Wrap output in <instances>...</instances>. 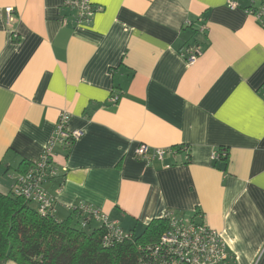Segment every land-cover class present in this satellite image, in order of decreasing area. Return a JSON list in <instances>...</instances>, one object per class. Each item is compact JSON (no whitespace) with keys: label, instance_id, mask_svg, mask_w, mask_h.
Wrapping results in <instances>:
<instances>
[{"label":"crops","instance_id":"crops-1","mask_svg":"<svg viewBox=\"0 0 264 264\" xmlns=\"http://www.w3.org/2000/svg\"><path fill=\"white\" fill-rule=\"evenodd\" d=\"M64 1L0 0V192L67 110L83 135L55 151L57 220L88 204L139 233L167 211L202 213L227 264H264V26L246 12L262 0H92L89 24ZM141 144L164 160L138 159Z\"/></svg>","mask_w":264,"mask_h":264},{"label":"built area","instance_id":"built-area-1","mask_svg":"<svg viewBox=\"0 0 264 264\" xmlns=\"http://www.w3.org/2000/svg\"><path fill=\"white\" fill-rule=\"evenodd\" d=\"M228 4L231 8L238 6L234 0H228ZM63 6L74 13L77 24L91 23L95 13L102 10V7L95 5L92 0H65ZM6 10L9 22L14 21L13 8L8 7ZM246 12L264 26V0L257 7L247 8ZM201 53L199 47L190 45L185 48L182 55L188 64H194ZM262 91L264 93V85ZM118 99V96L111 98L113 102H117ZM71 117L67 110L60 112L56 128L45 150L38 158L28 163L11 190L14 196L31 203L42 216L55 215L56 211V197L47 188L51 180L61 175L56 163V149L68 151L83 135L82 130L69 128ZM135 153L138 159L150 164L154 160L163 161L167 149L141 144ZM222 155L226 156L227 153L215 152L214 158ZM63 169L66 171L67 167ZM73 211L80 216L78 222L81 227L85 228L94 221L101 222L100 227L105 228L103 245L115 244L133 236V232H125L117 221H110L108 215L99 208L80 204L73 207ZM162 218L167 222V226L160 239L153 244L140 247L148 264H227L229 260L236 259L222 233L205 223L202 213L185 215L167 211Z\"/></svg>","mask_w":264,"mask_h":264},{"label":"trees","instance_id":"trees-1","mask_svg":"<svg viewBox=\"0 0 264 264\" xmlns=\"http://www.w3.org/2000/svg\"><path fill=\"white\" fill-rule=\"evenodd\" d=\"M42 216L12 193L0 192V262L17 264H148L140 247L157 242L167 226L153 219L121 242L103 245L104 227ZM146 261V263H145Z\"/></svg>","mask_w":264,"mask_h":264},{"label":"rangeland","instance_id":"rangeland-1","mask_svg":"<svg viewBox=\"0 0 264 264\" xmlns=\"http://www.w3.org/2000/svg\"><path fill=\"white\" fill-rule=\"evenodd\" d=\"M140 232V231H139Z\"/></svg>","mask_w":264,"mask_h":264}]
</instances>
